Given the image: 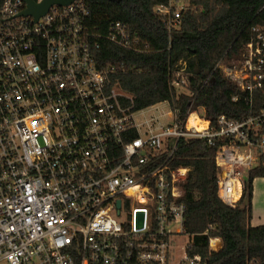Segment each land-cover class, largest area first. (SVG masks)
<instances>
[{
  "label": "built area",
  "instance_id": "built-area-1",
  "mask_svg": "<svg viewBox=\"0 0 264 264\" xmlns=\"http://www.w3.org/2000/svg\"><path fill=\"white\" fill-rule=\"evenodd\" d=\"M192 6L169 0L155 11L171 31ZM28 7L0 0V264H205L187 249L176 257L191 168L171 159L182 138L218 145V195L236 207L248 171L264 161V109L214 123L199 110L181 118L167 102L162 115L173 124L151 116L143 132L123 100L131 95L112 84L117 68H100L95 50L102 38L135 52L151 43L122 21L97 31L85 0L52 4L39 18ZM254 30L243 60L218 65L250 91L264 87V32ZM170 80L188 91L184 61ZM221 248L210 239L211 250Z\"/></svg>",
  "mask_w": 264,
  "mask_h": 264
},
{
  "label": "trees",
  "instance_id": "trees-1",
  "mask_svg": "<svg viewBox=\"0 0 264 264\" xmlns=\"http://www.w3.org/2000/svg\"><path fill=\"white\" fill-rule=\"evenodd\" d=\"M85 1L97 31L105 33L113 22L122 21L143 44L151 43V52H135L102 38L95 50L100 68H117L112 84L131 95L123 100L134 112L169 102L181 118L192 109L216 123L222 115L242 121L264 109V87L243 90L218 66L224 60H243L248 44L258 40L254 27L264 32V0H193L181 26L171 31L155 11L169 0ZM181 61L190 83L187 92L179 93L170 77ZM137 136V131L130 134ZM217 149L207 139L182 138L171 159L173 168H191L180 198L187 205V251L200 254L205 264H264V224L251 222L254 180L264 177V161L248 171L243 197L232 207L218 195ZM213 237L222 240L219 251L210 249Z\"/></svg>",
  "mask_w": 264,
  "mask_h": 264
},
{
  "label": "rangeland",
  "instance_id": "rangeland-1",
  "mask_svg": "<svg viewBox=\"0 0 264 264\" xmlns=\"http://www.w3.org/2000/svg\"><path fill=\"white\" fill-rule=\"evenodd\" d=\"M167 102H162L153 107H148L146 109L140 110L136 112L135 117L139 123H141V130L144 132L148 129V126L145 124L146 120L150 119L151 116H159L162 122L168 123L169 125L173 124V118H169L167 116H163V111L169 110ZM160 115H162L160 117ZM191 237L189 234H183L177 238L178 244L181 246L177 248L176 257L180 259L184 253L186 252L187 246L190 243Z\"/></svg>",
  "mask_w": 264,
  "mask_h": 264
},
{
  "label": "crops",
  "instance_id": "crops-1",
  "mask_svg": "<svg viewBox=\"0 0 264 264\" xmlns=\"http://www.w3.org/2000/svg\"><path fill=\"white\" fill-rule=\"evenodd\" d=\"M252 225L264 224V177H257L254 180L253 195V217Z\"/></svg>",
  "mask_w": 264,
  "mask_h": 264
},
{
  "label": "water",
  "instance_id": "water-1",
  "mask_svg": "<svg viewBox=\"0 0 264 264\" xmlns=\"http://www.w3.org/2000/svg\"><path fill=\"white\" fill-rule=\"evenodd\" d=\"M26 1L28 2L29 7L25 11V14H34L36 18H39L40 16H42L47 12V10L52 4L55 3L69 4L75 0H44V2H42L41 4H36L35 2H33V0H26Z\"/></svg>",
  "mask_w": 264,
  "mask_h": 264
}]
</instances>
